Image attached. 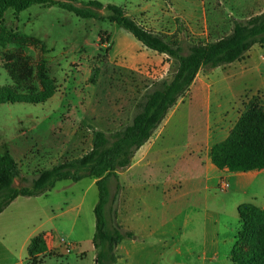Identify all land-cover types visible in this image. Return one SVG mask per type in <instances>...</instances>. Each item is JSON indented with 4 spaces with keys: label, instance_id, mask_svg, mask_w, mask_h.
<instances>
[{
    "label": "rangeland",
    "instance_id": "1",
    "mask_svg": "<svg viewBox=\"0 0 264 264\" xmlns=\"http://www.w3.org/2000/svg\"><path fill=\"white\" fill-rule=\"evenodd\" d=\"M98 1L124 8L140 27L177 42L183 55L194 45L229 36L236 22L264 11L262 1L252 5L253 0ZM98 14L102 20L82 19L58 6L40 5L5 14L0 34L17 37L11 45H0V86L13 84L15 66H31L35 74L37 66H44L57 89L42 104L0 105V152L12 155L21 172L15 190H29L41 172L91 152L95 130L114 134L125 128L143 96L158 83L170 84L179 70V57L149 50L112 21L110 11ZM235 74L232 67L223 66L202 70L197 80ZM246 97L245 105L262 102L260 95ZM95 182L94 178L61 181L44 195L20 196L12 202L0 213V264H27L25 242L41 233L52 249L44 264H96L91 240L98 202ZM119 184L121 192L113 207L118 213L142 203L132 192L142 186V151L129 169L119 173ZM110 187L114 195L115 181ZM117 222L121 223L119 215ZM138 226L142 228V223ZM70 241L81 244L73 251ZM129 246V263L121 264H142V239L136 244L129 241Z\"/></svg>",
    "mask_w": 264,
    "mask_h": 264
},
{
    "label": "trees",
    "instance_id": "2",
    "mask_svg": "<svg viewBox=\"0 0 264 264\" xmlns=\"http://www.w3.org/2000/svg\"><path fill=\"white\" fill-rule=\"evenodd\" d=\"M34 5L46 8L58 6L82 19H103L99 10L112 13L111 20L129 30L145 47L160 54L180 58L179 70L170 84L158 83L145 94L136 107L129 125L108 134L93 132V149L81 158L66 161L41 172L29 190H15L13 184L20 177L17 161L10 154L0 152V213L18 197H38L53 189L58 182L84 178L96 179L99 201L94 209L96 231L93 244L97 251L96 264H118L119 245L134 238V234L117 222L114 209L120 192L119 173L130 168L139 149L147 143L168 112L191 88L204 69H216L241 61L255 45L264 46V12L248 21L236 22L232 33L217 41L197 44L183 55L177 42H169L159 34L148 31L130 17L124 8L105 6L98 0L79 3L77 0H0V25L6 12L21 13ZM14 35L0 34V45L16 42ZM26 40V38H22ZM19 55V54H18ZM21 61V60H19ZM13 84L0 86L2 104H42L50 100L57 89L44 66H15L11 70ZM214 164L230 172H250L264 169V103L251 102L231 130L228 138L212 149ZM87 170L85 174L81 171ZM115 181V194L111 182ZM241 227L238 232L232 261L234 264H264V210L253 205L239 209ZM49 252L47 235L41 233L31 239L28 246V264H44Z\"/></svg>",
    "mask_w": 264,
    "mask_h": 264
},
{
    "label": "crops",
    "instance_id": "3",
    "mask_svg": "<svg viewBox=\"0 0 264 264\" xmlns=\"http://www.w3.org/2000/svg\"><path fill=\"white\" fill-rule=\"evenodd\" d=\"M259 1L264 5V0L252 5ZM226 66L235 77L196 78L135 154L142 151V186L132 192L142 203L117 213L119 224L136 237L119 245L118 264L129 263V241L137 239H142V264H234L240 207L264 210V169L230 172L212 158L213 147L228 138L245 111L247 94L260 95L264 103V46L255 45L241 61ZM223 183L229 188L224 190ZM33 237L25 242L27 250ZM70 244L74 251L81 243ZM48 246L46 257L50 241Z\"/></svg>",
    "mask_w": 264,
    "mask_h": 264
},
{
    "label": "built area",
    "instance_id": "4",
    "mask_svg": "<svg viewBox=\"0 0 264 264\" xmlns=\"http://www.w3.org/2000/svg\"><path fill=\"white\" fill-rule=\"evenodd\" d=\"M222 188L224 190L228 189L229 188V184L228 183H223Z\"/></svg>",
    "mask_w": 264,
    "mask_h": 264
}]
</instances>
